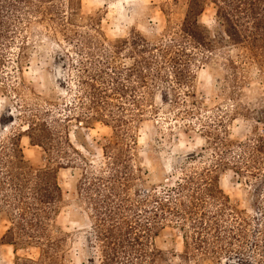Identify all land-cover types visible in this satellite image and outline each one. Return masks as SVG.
I'll list each match as a JSON object with an SVG mask.
<instances>
[{
    "label": "trees",
    "instance_id": "1",
    "mask_svg": "<svg viewBox=\"0 0 264 264\" xmlns=\"http://www.w3.org/2000/svg\"><path fill=\"white\" fill-rule=\"evenodd\" d=\"M185 1L184 17L176 21L171 6L161 8L162 36L134 31L108 40L91 17L84 24L81 0H0V66L15 39L25 51L26 33L41 26L66 44L62 55L74 83L64 86L68 101L49 100V122L38 115L27 122L31 145L44 150L49 166L32 169L20 134L0 140V222L9 223L6 244L38 247L49 264H59L63 239L54 237L53 227L64 193L58 172L71 169L72 197L89 212L98 264L160 263L166 255L155 239L171 224L182 233L183 259L264 264V136L233 148L227 138L203 129L213 149L210 164L200 170L185 165L173 187L148 185L135 166L136 129L155 112L158 91L166 105L201 108L193 100L197 72L214 58L222 60L234 90L244 83L247 64L264 76V0ZM208 3L223 27L220 46L200 21ZM72 122L112 128L113 140L102 148L99 165L70 141ZM215 122L224 127L221 119ZM228 157L233 162L225 161ZM228 168L245 180L247 208L234 204L219 186L216 173Z\"/></svg>",
    "mask_w": 264,
    "mask_h": 264
},
{
    "label": "rangeland",
    "instance_id": "2",
    "mask_svg": "<svg viewBox=\"0 0 264 264\" xmlns=\"http://www.w3.org/2000/svg\"><path fill=\"white\" fill-rule=\"evenodd\" d=\"M176 1L177 4L175 0H81V17L84 24L90 17L99 23L108 40L129 37L134 31L146 34L156 31L162 36L165 15L161 8L171 6L175 21L184 17L186 1ZM200 21L211 31L218 46L222 45L218 32L223 27L217 23L216 8L212 3L207 4ZM26 36L28 47L25 51L19 50L21 43L15 39L1 58L4 66H0V140L20 134L25 160L32 169H40L49 166L47 155L41 147L31 145L26 133L27 122L34 120L35 115L49 122V100L68 101L69 94L64 86L69 83L73 87L74 83L70 84L67 77L69 61L62 55L67 46L61 37H55L41 26L30 29ZM246 67L244 83L234 90L221 59L214 58L210 65L202 66L197 72L193 99L202 103L201 108L189 105L174 108L162 102L160 91L156 93L152 102L155 112L146 116L136 129L135 166L148 185L173 187L185 165L200 170L210 164L213 149L207 144L203 129L227 138L233 148L253 136H264V76L254 65L247 64ZM189 110L191 116H186L185 112ZM218 119L223 121L224 127L216 124ZM67 132L70 141L94 165H99L102 148L113 140L112 128L99 122L90 128L72 122ZM228 158L225 161H231ZM216 174L220 188L231 201L247 208L245 180L230 168ZM74 180L75 173L71 169L58 172L64 193V204L53 227L54 237L63 239L58 263L98 264L99 253L95 248L89 212L72 197ZM8 227L6 221L0 222V264H49V257H43L38 247L17 249L6 244L3 236ZM155 245L166 255L158 264H217L183 259L182 233L173 224L161 231Z\"/></svg>",
    "mask_w": 264,
    "mask_h": 264
}]
</instances>
